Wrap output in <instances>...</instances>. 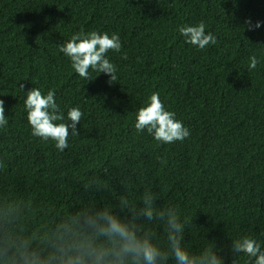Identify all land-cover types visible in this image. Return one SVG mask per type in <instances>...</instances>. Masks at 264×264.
Masks as SVG:
<instances>
[{
	"label": "trees",
	"instance_id": "1",
	"mask_svg": "<svg viewBox=\"0 0 264 264\" xmlns=\"http://www.w3.org/2000/svg\"><path fill=\"white\" fill-rule=\"evenodd\" d=\"M249 19L261 27L248 30ZM200 22L216 37L204 50L179 33ZM81 31L119 36L121 51L107 55L113 84L92 70L79 77L59 51ZM33 87L55 90L62 122L72 107L83 113L63 152L31 134ZM153 92L188 138L160 144L136 131ZM0 99V234L42 237L90 201L127 195L141 206L151 190L187 221L190 252L214 242L233 264L231 240L244 236L264 249V0H0Z\"/></svg>",
	"mask_w": 264,
	"mask_h": 264
},
{
	"label": "clouds",
	"instance_id": "2",
	"mask_svg": "<svg viewBox=\"0 0 264 264\" xmlns=\"http://www.w3.org/2000/svg\"><path fill=\"white\" fill-rule=\"evenodd\" d=\"M248 30L261 27L246 20ZM179 33L185 43L200 50L216 43V37L206 32V25H182ZM121 41L118 35L83 31L59 45V51L71 61V67L79 77L89 80L90 70L107 75L109 83L117 80V69L107 58L109 51L119 53ZM126 59V55L122 57ZM259 61L250 57L249 71L256 69ZM22 92L24 84L19 85ZM24 106L31 134L43 141L52 140L63 152L68 148L70 136H79L83 113L72 107L64 113L55 100V90L43 95L33 87L26 93ZM59 122V123H57ZM8 124L4 100L0 99V127ZM138 133L147 132L160 144L183 141L190 130L176 114L165 109L159 92H153L146 107L138 109L134 125ZM2 166V165H0ZM187 221L181 220L177 207H160L151 190L142 196L141 206L132 203L128 196H121L113 206L99 200L90 201L85 207L57 224L54 231L31 237L5 231L0 234V264H225L222 249L211 242L198 253L190 252L185 246ZM163 227L164 243L158 227ZM229 251L235 257H247L246 264H264V249L251 236L231 240Z\"/></svg>",
	"mask_w": 264,
	"mask_h": 264
}]
</instances>
